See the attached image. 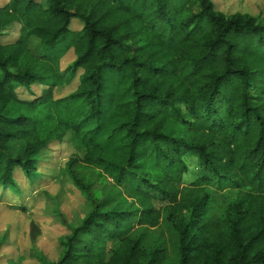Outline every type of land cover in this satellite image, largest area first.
<instances>
[{
  "label": "trees",
  "instance_id": "obj_1",
  "mask_svg": "<svg viewBox=\"0 0 264 264\" xmlns=\"http://www.w3.org/2000/svg\"><path fill=\"white\" fill-rule=\"evenodd\" d=\"M65 141L76 152L61 178L87 211L70 221L55 210L67 233L56 260L34 248L40 264H264V17L225 13L215 0H8L2 195L41 193L40 164ZM85 170L111 178L114 192L92 189ZM162 223L177 235L173 257L132 234ZM40 235L32 222V241Z\"/></svg>",
  "mask_w": 264,
  "mask_h": 264
},
{
  "label": "rangeland",
  "instance_id": "obj_2",
  "mask_svg": "<svg viewBox=\"0 0 264 264\" xmlns=\"http://www.w3.org/2000/svg\"><path fill=\"white\" fill-rule=\"evenodd\" d=\"M7 1L0 0V5L6 4ZM215 3L219 10L228 14L247 12L264 17V0H215ZM71 27L73 30H80L82 24L80 21L74 20ZM18 30L19 26H16L11 37H7V40L16 38ZM69 57H72V52L67 58L69 59ZM73 59L67 60L62 68H66L72 63ZM77 84L78 78L70 85L57 90L55 93L56 98L69 95L76 90ZM33 91L39 95L42 88L33 87ZM23 97L30 98L27 93H24ZM50 150L47 159L39 167V170L45 175L43 180L38 181L39 185L42 186L40 190L43 193L33 194L34 198L30 199L28 196L27 200L23 201L21 191L12 190V196L10 193L2 195L0 189V240L7 234V242L0 246V264H10L11 260L17 261L18 264H40L35 257L36 252L33 253L34 248L40 250L48 259L56 260L61 250L58 245V237L65 235L67 231L61 224L60 216L58 217L54 213L55 210L64 213L70 221L82 218L87 211L84 205L85 199L80 192L70 181L61 178L65 164L76 152L74 145L69 141L56 142L52 144ZM191 163L194 170L192 172H197L195 168L198 164L197 160L193 158ZM80 176L90 182L94 190H99L106 195L114 192V183L111 178L107 180L99 179L97 174L91 170H85ZM194 176L195 174L191 173L189 178ZM17 178L23 190H29V181L21 172H18ZM38 188L35 187L33 190L36 191ZM127 202L125 208L133 204L132 200ZM14 204L27 209L26 211L16 210L13 207ZM32 222H36L41 231V235L36 242H33L30 237ZM132 228V234L135 236L140 235L142 232L147 233L146 243L166 248L171 257L176 254L177 235L171 226L162 223L161 226L154 229H143L136 225ZM19 257L22 259L21 262L18 259Z\"/></svg>",
  "mask_w": 264,
  "mask_h": 264
}]
</instances>
